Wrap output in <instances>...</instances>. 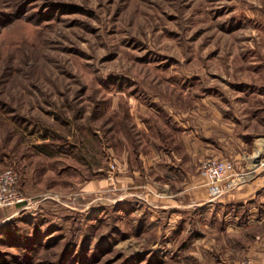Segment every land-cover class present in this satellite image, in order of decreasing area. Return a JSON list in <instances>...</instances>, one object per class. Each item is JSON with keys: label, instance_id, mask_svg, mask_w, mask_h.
<instances>
[{"label": "rangeland", "instance_id": "obj_1", "mask_svg": "<svg viewBox=\"0 0 264 264\" xmlns=\"http://www.w3.org/2000/svg\"><path fill=\"white\" fill-rule=\"evenodd\" d=\"M255 113L264 0H0V170L25 196L0 208V264H239L264 233L252 207L206 211L137 152L178 149L174 115Z\"/></svg>", "mask_w": 264, "mask_h": 264}, {"label": "crops", "instance_id": "obj_2", "mask_svg": "<svg viewBox=\"0 0 264 264\" xmlns=\"http://www.w3.org/2000/svg\"><path fill=\"white\" fill-rule=\"evenodd\" d=\"M219 114L206 124L209 126L206 128L202 122L196 123L194 128L192 126L188 128L187 122L174 115L172 121L176 120L179 123V131L176 132L178 149L165 148V151L162 152V149L157 148L156 139L151 138L147 143L149 152L142 150L137 152L138 158H140L139 164L151 166L157 170V173L163 174L162 187L165 189L169 187V181L177 180L178 174L183 176V179L180 180L181 182L184 180L183 188L189 186L193 188L194 183L197 182L199 184L197 186L206 191L207 197L195 198V203L206 205V211L212 210L215 214H220L224 206L227 205H249L252 208L244 215V219L264 222V120L255 113L241 123L239 119H225ZM173 125L169 124L171 128L175 129ZM205 131L210 134H205ZM204 156L227 158L233 161L235 172H240L242 175V179L234 190L228 191L214 200L209 199L206 179L199 174L196 176L189 169V165L192 166L194 160ZM138 170L139 167L133 169V172L137 173ZM156 183L153 181V186ZM162 195L160 197L165 199L162 203L165 206L175 208L183 204L182 199L171 198L170 191H166ZM158 204L160 205L161 201ZM230 215L229 211L225 213L226 217ZM235 218L237 217L235 216ZM235 224L236 222L234 225H229L226 231L232 230L233 233L241 228V225ZM233 226L235 229H232ZM256 236H259L260 241L256 240V245L250 246L247 253L252 256L254 264H264V233Z\"/></svg>", "mask_w": 264, "mask_h": 264}, {"label": "built area", "instance_id": "obj_3", "mask_svg": "<svg viewBox=\"0 0 264 264\" xmlns=\"http://www.w3.org/2000/svg\"><path fill=\"white\" fill-rule=\"evenodd\" d=\"M199 173L206 179L210 200L233 190L242 179L241 173L235 172L232 160L215 156L202 160ZM19 179V172L14 168L0 170V208L20 204L25 200L19 188ZM239 264H254V262L250 257H246Z\"/></svg>", "mask_w": 264, "mask_h": 264}]
</instances>
